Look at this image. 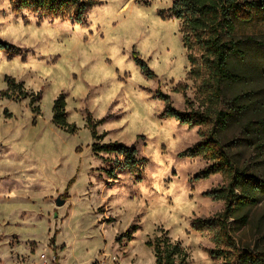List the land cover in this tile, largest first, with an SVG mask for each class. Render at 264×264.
Segmentation results:
<instances>
[{
    "label": "clouds",
    "instance_id": "1",
    "mask_svg": "<svg viewBox=\"0 0 264 264\" xmlns=\"http://www.w3.org/2000/svg\"><path fill=\"white\" fill-rule=\"evenodd\" d=\"M26 2L0 0V264H162L166 248L173 264H224L219 228L196 223L226 203L192 182L211 163L187 151L203 126L170 111H206L193 14L176 0H66L59 15Z\"/></svg>",
    "mask_w": 264,
    "mask_h": 264
},
{
    "label": "trees",
    "instance_id": "2",
    "mask_svg": "<svg viewBox=\"0 0 264 264\" xmlns=\"http://www.w3.org/2000/svg\"><path fill=\"white\" fill-rule=\"evenodd\" d=\"M21 3L24 7L30 6L26 0H21ZM176 3H183L185 10L193 14L189 19L188 27L195 35V43L193 45L189 41L188 46H198L206 51L208 55L204 59L210 78L204 81L197 97V101L206 106L205 112H176L175 108H170V111L181 116L182 120L190 125H210V128L202 134L205 138L187 150L193 156H204L211 161L196 176L207 178L220 172L229 177L227 184L207 192L208 195L226 202L223 212L196 223L202 229L219 228L215 234L216 242L234 248L236 252L232 254L233 258L240 264H264V251L251 248L250 245L235 248L232 227L225 223L229 216L240 221L241 224L249 222L250 210L263 198L264 177L255 171L243 169L222 138V131L228 129L232 123L243 122L244 132L252 136V140H256L259 147L264 145V94L260 90H243L235 96V102H239L240 106L231 107L229 110L219 107L225 95V84L230 81H242L246 77L244 69H237L233 61L236 57L240 58L241 63L246 60L248 47L246 44L250 40L237 35L238 25L248 23L260 14H264V0H253V2L246 0L245 5L237 3V0H176ZM36 9L42 10V15H59L68 12L69 4L66 0H51V2L35 0L34 10ZM173 11L177 16L181 15L180 11L175 9ZM205 36L207 39L203 38ZM193 75L200 76L201 73L194 70ZM190 105V108L193 107V103ZM56 119L60 123L63 122V113L59 110V106ZM237 184L241 186L244 194L234 202L231 188ZM159 243L158 241L156 244L158 252ZM164 243L167 244V241ZM179 252V248H166L161 257L162 264L165 257L167 264H173L172 257ZM211 254L220 256L222 253L213 249Z\"/></svg>",
    "mask_w": 264,
    "mask_h": 264
},
{
    "label": "rangeland",
    "instance_id": "3",
    "mask_svg": "<svg viewBox=\"0 0 264 264\" xmlns=\"http://www.w3.org/2000/svg\"><path fill=\"white\" fill-rule=\"evenodd\" d=\"M237 35L246 40L247 38L250 39L246 44L248 46L246 51V60H244L243 63L240 62V58L238 57L233 60L238 67L237 69H244V76L246 75V77L242 81H230L225 84V95L220 102L219 107L226 110H229L231 107L237 108L240 106L239 102H235V96L243 90H260L264 94V14H260L248 23H240L238 25ZM190 103L193 102L188 101L189 107L191 106ZM242 123L243 122L239 124L236 122L232 123L228 129L222 131V138L225 144L230 148V151L237 160L238 164L243 169L255 171L259 173L260 176L264 177V145L259 147L256 143L257 141L252 140V136H249L246 132H244ZM202 126L203 130L200 135L210 128V125ZM202 158L204 161H209L204 156H202ZM198 173H196V175ZM216 174L217 173L212 174L207 178H198L195 175L192 177V182L201 180L205 181L206 183L203 195L210 196L207 194L208 191L223 186L229 182V177L227 175L220 172L219 175ZM210 197L216 201H221L213 196ZM262 202H264V194L262 200L250 210V219L247 224H241L240 221H236L234 219L232 232L234 235L237 232L240 233L241 247L250 245L251 248L264 251V208L258 207V205ZM100 211L104 212L105 209L101 208ZM213 211H216L217 214L219 213L217 209H213ZM108 222L114 221L112 218H108ZM117 242L122 241L118 238ZM213 243L218 246L215 250L222 253L220 256L212 255L214 259L223 258L224 264H240L233 258L232 254L236 252L234 248H231L233 250H226L229 247H227L225 243H217L215 236ZM220 245H225V248L219 247Z\"/></svg>",
    "mask_w": 264,
    "mask_h": 264
}]
</instances>
